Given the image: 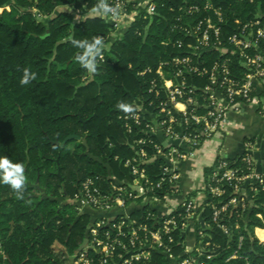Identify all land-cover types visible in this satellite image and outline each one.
Instances as JSON below:
<instances>
[{
    "label": "trees",
    "instance_id": "trees-1",
    "mask_svg": "<svg viewBox=\"0 0 264 264\" xmlns=\"http://www.w3.org/2000/svg\"><path fill=\"white\" fill-rule=\"evenodd\" d=\"M211 1L228 16L244 22L252 18L259 4L264 13V0ZM98 2L0 0V157L23 164L26 177L19 193L0 182V264H68L67 257L73 256L87 238L92 217L83 214L76 221L72 206L60 207L58 198L74 197L89 177L99 176L102 187L114 177L132 180L125 163L136 157L140 147H131L141 137L152 138L140 133L144 126L127 133L123 119L127 112L117 105L125 103L136 110L142 99L144 107L149 108L147 100L154 99L149 94L150 80L163 63L181 55L176 46L185 40L181 28L202 16L192 18L185 9L203 4V0H154V15L139 9L129 29L113 40L115 29L103 17L75 19V11L87 15ZM224 29L228 34L238 26L230 21ZM94 37L103 38L105 60L97 57V71L89 73L76 62L82 49L73 41L91 42ZM218 57L206 55L199 64L210 65ZM238 66L234 58L231 68L238 73ZM25 69L35 74V79L21 84ZM148 69L154 72L141 75ZM72 135L81 141H69L64 147L54 144H62ZM152 141L145 147L147 159L156 152L154 144L158 141ZM55 166L61 176L55 173ZM165 167L163 158L143 165L148 178L156 182L168 178ZM211 173L212 169L205 170L207 179ZM37 187L44 190V195ZM168 187L164 185L155 194L162 197ZM217 201L210 196L204 207V218L211 226L210 204ZM135 219L143 221L142 214H135ZM254 226L263 223L252 213L244 230L233 232L229 238L216 228L208 229L205 233L217 246L206 248L214 254L207 264H264V246L253 237ZM199 233L197 228L200 239ZM172 236L173 254L180 256L184 237L178 230ZM151 264H169V260L156 254Z\"/></svg>",
    "mask_w": 264,
    "mask_h": 264
},
{
    "label": "built area",
    "instance_id": "built-area-1",
    "mask_svg": "<svg viewBox=\"0 0 264 264\" xmlns=\"http://www.w3.org/2000/svg\"><path fill=\"white\" fill-rule=\"evenodd\" d=\"M106 3L118 6L117 18L111 14L101 16L115 30L121 29L128 16L135 19L139 9H145L150 16L156 13L154 0H106ZM259 6L245 22L228 16L211 0L185 9L192 18L202 16L181 28L185 40L176 43L181 55L156 70L149 82V94L154 97L147 100L149 108L144 107L146 102L141 99L137 109L123 117L127 133L132 134L136 126H144L140 133L157 141L161 133L168 146L158 141L154 144V157L147 159L145 147L153 141L141 137L131 147H140L136 157L125 163L132 180L114 177L102 187L100 177L96 176L82 183L73 199L81 201L97 217H92L87 227L86 245L72 264H151L156 254L166 257L169 264H207L214 258V254L206 250L217 246L211 240L205 243L201 240L200 247L192 254L184 251L180 256L173 254L172 233L178 230L184 237L186 226L195 215L193 201L170 207L165 215L159 214L158 207L168 206V197L177 193L180 180L177 162L187 159L221 133L229 112H241L249 105L260 104L264 94V13ZM129 8H133L131 13H127ZM74 16L80 21L87 15L78 10ZM230 21L235 22L238 29L227 34L224 28ZM209 54L219 57L210 65H200V59ZM234 58L239 61L238 73L231 68ZM99 59L104 61V55ZM153 72L148 69L141 75ZM176 144L187 147L189 152L185 153ZM243 150L236 158L220 157L212 168L206 192L207 202L210 196L218 200L210 204L214 226L205 220L206 230L201 229L199 234L205 237L208 229L216 228L229 238L233 232L244 230L254 213L263 226L252 227L253 237L264 246V141L247 139ZM159 158L166 162L163 170L168 178L151 181L143 165ZM164 185L169 186L168 192L162 197L155 194L163 190ZM137 213L142 214L143 221L135 219ZM259 231L263 236H259ZM239 237L242 242L243 237Z\"/></svg>",
    "mask_w": 264,
    "mask_h": 264
},
{
    "label": "crops",
    "instance_id": "crops-1",
    "mask_svg": "<svg viewBox=\"0 0 264 264\" xmlns=\"http://www.w3.org/2000/svg\"><path fill=\"white\" fill-rule=\"evenodd\" d=\"M133 22V16L125 18L124 25L121 30H118L121 36ZM252 115L255 116L250 121V125H248L247 122L251 120ZM260 134L263 136L259 137ZM250 138H255L261 142L264 141V94L259 105H249L241 112H229L227 114V123L221 133L209 140L196 152L189 154L187 159L177 162L176 168L180 176L177 193L170 195L167 199L168 206L160 205L158 212L161 215H165L170 207L175 208L185 201H193L195 215L189 220L184 233L183 245L185 253L192 254L195 252L200 247L201 239L214 241L209 234L200 239L197 237V228H200V230L206 228L204 207L207 203L208 195L206 192L207 177L205 170L214 168L220 157L228 159L239 157L243 154L245 141ZM157 139L162 146H168L161 133H158ZM177 146L184 150L185 153L189 152L187 147ZM258 157L261 158L260 155ZM258 234L263 236L261 231ZM213 243L215 244L216 242Z\"/></svg>",
    "mask_w": 264,
    "mask_h": 264
},
{
    "label": "clouds",
    "instance_id": "clouds-1",
    "mask_svg": "<svg viewBox=\"0 0 264 264\" xmlns=\"http://www.w3.org/2000/svg\"><path fill=\"white\" fill-rule=\"evenodd\" d=\"M91 15L107 16L111 14L113 18L118 17V6L112 7L105 2V0H99L96 6L91 9ZM74 46L82 49V52L78 53L75 57L81 67L87 69L89 73H95L97 71V57L102 58V51L105 47L102 37H94L91 42L84 40H74ZM31 79H35V74L30 73L29 70H24L21 84H28ZM117 107L124 112L132 111L130 105L125 103H119ZM25 169L21 163H13L7 157H0V182L10 185L16 192H21L25 186Z\"/></svg>",
    "mask_w": 264,
    "mask_h": 264
},
{
    "label": "rangeland",
    "instance_id": "rangeland-1",
    "mask_svg": "<svg viewBox=\"0 0 264 264\" xmlns=\"http://www.w3.org/2000/svg\"><path fill=\"white\" fill-rule=\"evenodd\" d=\"M92 16H95V15L87 14L86 17H92ZM119 30H121V29H119ZM120 36H121L120 35V32H118V30H115L114 31V34L112 35V39L113 40H116ZM254 116L255 115H252L251 116L252 117L251 120H248V122H247L248 125H250V123H251L250 121L253 120ZM261 136H263V135L260 134L259 137H261ZM80 141H81V139H80ZM82 143L86 146L87 145L86 144V139H83ZM70 148L72 150V149H74V146H71ZM95 159L101 160L100 157H95ZM53 169H54L55 173H58L56 166ZM37 190L39 191V194L40 195H44V190L42 188L37 187ZM71 198H72V201H67V200H65V199H63L61 197L58 198V202H59L60 207H63L64 205H68L69 204V205H72L73 206L72 209H71V211L72 212H76L77 213V216H78V214H80V215L89 214V215H91V217H97L96 214H94V212L89 207L83 205L81 203V201H78L77 199L74 200L73 199L74 197H71Z\"/></svg>",
    "mask_w": 264,
    "mask_h": 264
},
{
    "label": "water",
    "instance_id": "water-1",
    "mask_svg": "<svg viewBox=\"0 0 264 264\" xmlns=\"http://www.w3.org/2000/svg\"><path fill=\"white\" fill-rule=\"evenodd\" d=\"M80 137L77 136V135H72V136H69L62 144H60L58 141H56L54 144L56 145H60L61 147H64L69 141H73V140H77V141H80ZM58 175L60 176L61 173H60V168L58 170ZM78 220V219H77ZM76 223V221H75ZM86 245V241L84 242V244L81 246V248L79 249L80 251L82 250V248ZM74 261V258H70V263L72 264Z\"/></svg>",
    "mask_w": 264,
    "mask_h": 264
},
{
    "label": "flooded vegetation",
    "instance_id": "flooded-vegetation-1",
    "mask_svg": "<svg viewBox=\"0 0 264 264\" xmlns=\"http://www.w3.org/2000/svg\"><path fill=\"white\" fill-rule=\"evenodd\" d=\"M58 170H59V169H58ZM60 172H61V171H60ZM57 175H58V173H57ZM60 176H61V175H60ZM62 180H63V178H62ZM62 190H63V192L65 193L64 188H63ZM65 200H67V201H72V198L69 197V196H66ZM38 205H39V202L36 203V209H37ZM71 206H72V205H71ZM72 207H73V206H72ZM80 216H81V215L78 214V216H77V219H78V220H79ZM77 219H76V221H78ZM85 241H86V239H85V240L83 241V243L79 246V248L77 249V251L75 252V254H74L73 256H71V257H70V256L67 257L68 260H69L68 264H71V263H70V258H72V257L74 258V257L79 253V251H80L79 249L81 248V246L84 244Z\"/></svg>",
    "mask_w": 264,
    "mask_h": 264
}]
</instances>
